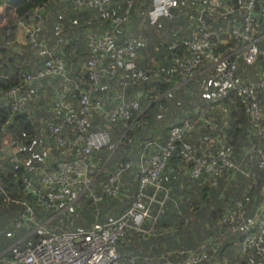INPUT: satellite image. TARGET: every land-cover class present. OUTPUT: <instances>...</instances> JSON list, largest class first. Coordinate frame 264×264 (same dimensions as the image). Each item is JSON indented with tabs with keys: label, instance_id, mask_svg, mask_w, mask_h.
<instances>
[{
	"label": "built area",
	"instance_id": "built-area-1",
	"mask_svg": "<svg viewBox=\"0 0 264 264\" xmlns=\"http://www.w3.org/2000/svg\"><path fill=\"white\" fill-rule=\"evenodd\" d=\"M78 5H88L97 10L100 16H110L113 26L121 23L128 12L131 0L120 15H110L105 5L108 0H73ZM258 1L259 6H256ZM178 4V0H150V7L144 18L154 24L160 17L169 14V9ZM41 11L34 6L27 19H20L24 39L43 56L42 62L32 71L21 74V82L11 85L4 92L3 104L10 110H19L29 99L24 85L52 76H64L61 59L47 45L41 33ZM218 16V20L215 17ZM192 36L188 40L187 50L175 54L168 64L155 63L150 72L160 75L164 80L173 76L190 77L195 69L210 66L215 71L216 82L207 92V99L216 100L223 92L234 90L237 100L250 120V126L256 136H261L263 107L259 104L257 92L264 87L262 75L254 80L237 77V69L242 65H251L260 56L264 62V0H206L194 8ZM60 26L57 27L59 34ZM88 55L83 68L89 79L88 86L81 90L76 103H72L67 93L72 95V78L65 77L53 97V119L47 123V148L56 152L53 165L40 160L23 162L24 173L20 175L21 187L34 198V204L21 201V209L13 217L15 227L28 229L29 241L21 246L0 250V264H119L116 249L117 240L127 228L146 233L150 227H144L146 218L153 220L156 214L150 213V203L156 202V213L160 209L168 190L162 182L161 172L171 156H180L186 171L192 177L205 173L211 182L214 176L224 169H239L232 155V146L226 140H220L212 152L195 151V148L182 140L184 134L194 127L193 121L183 119L169 126L162 142L147 141L154 144L152 151L142 147L137 155V186L132 200L117 215L104 220H94L87 227L70 228L62 222H56L63 212L72 206L82 194L98 202L100 196L93 187V179L106 161L95 156L94 152L102 147H113L106 128H93L90 124L92 111H96L107 121L120 120L125 128L132 126L140 109V90L135 89L130 96L123 91L125 81L119 80L121 87L112 93L111 103L105 108L100 97L94 96L99 89L101 72L113 73L117 65L132 69L135 65V49L131 40L116 43L109 32L86 35ZM214 39V40H213ZM60 37L57 36L56 41ZM229 41L226 53L215 49L216 43ZM104 56L111 59L108 69L100 63ZM138 77V74L136 75ZM20 82V81H19ZM73 83V84H72ZM203 113V112H202ZM210 128L214 123L208 120ZM0 140V148H1ZM3 143L20 144L15 138L7 137ZM245 159L256 157L258 164L264 166V149L259 143L249 142L243 146ZM99 161V165L97 164ZM129 161H119L110 170L100 184L102 194L115 195L121 186L122 171ZM246 174L251 175L249 167ZM150 187L148 192L146 189ZM36 207V208H35ZM51 213L37 218L35 211ZM53 219V220H51ZM222 221L228 220V231L238 234V248L241 255L251 253L264 256V202H260L251 212H246L240 201L226 212ZM203 244L199 248L179 247L174 252L165 250L159 257L163 264H203ZM216 246L211 245L214 251ZM150 262L149 259L143 258ZM264 263V259L261 258ZM132 262V257H130Z\"/></svg>",
	"mask_w": 264,
	"mask_h": 264
},
{
	"label": "trees",
	"instance_id": "trees-1",
	"mask_svg": "<svg viewBox=\"0 0 264 264\" xmlns=\"http://www.w3.org/2000/svg\"><path fill=\"white\" fill-rule=\"evenodd\" d=\"M137 1L138 0H131L130 5L128 6V12L126 13L125 19L118 25L113 26L111 24L110 16H104V17L100 16L95 8L85 4L78 5L73 0H0V7H2V16L5 19V23H3L0 26V136L2 134H6L8 135V137L15 138L19 143H23V144L30 143L32 134L33 133H35V135L38 134V128L41 125L39 121L42 120L50 121L53 119L54 116L52 110L53 97L56 94L59 87L61 86V84L63 83L62 81L65 77L72 78L73 82L76 84V87L72 86V91H73L72 95H70V92L67 93V97L70 98V101H72V103H76V99L79 92L85 89L89 84V79L87 77L85 69L83 68L84 61L88 55V46L86 43V37H87L86 35L88 33L101 34L104 32H109L113 35L114 41L116 43H123L125 40H131L133 42L136 56L134 60L135 65L131 70L136 69L135 77L132 80L127 81L126 79L122 78L121 75L117 72V76L119 77L118 79H116L117 81L116 89H118L119 86L121 87L119 80L125 81V84L122 88L125 95L130 96L135 89H139L140 90L139 102L144 97V92H148L151 89H153L156 92L155 95L161 98L164 92L175 90L179 85H182L188 80H191L192 79L191 76H193V74L196 73L200 67L195 69V71L190 77L181 78L179 76H173L168 80H164L160 75H152L150 72V69L153 64L155 63L168 64L175 54L180 55L181 53H184L187 50V43L185 42L184 39L181 40L175 36L176 39L175 41H173L170 44H167L163 48L161 47L162 51H159L160 55L158 56V59L152 60L149 66L145 65L144 67L139 68L138 66L139 62L141 65H143L148 61H151L150 59L151 57L152 58L156 57L154 56L155 52L153 51L152 48H150L151 43L147 44L148 47H145L143 45L144 42H142V44L140 43L141 45L139 46L136 40L129 38L128 35L120 36V37L117 36L118 34L115 33V31L119 26H123L125 28H130L134 26L132 23H130V18L132 14L137 15L141 21H144L149 25L151 24L148 23L144 18L146 10L150 7V0L146 1V5H145L146 8L144 9L143 12H140L135 8ZM54 4H58L60 6L59 8H61L64 11V13H67L64 15L66 16V19L57 21L56 20L57 14H59V12L55 10L56 13L54 14L56 15V19L51 21L55 29L54 34L51 36L52 38L51 43L47 41L45 36H44V40L47 43V45L53 49V52L57 54V56L61 59L64 66V76H52L48 78L39 79L38 81H33L31 85L37 82L40 88H43L42 86H46L43 88L45 92L42 90L33 92L34 93L33 97L31 98L29 97V99L23 104L21 109L10 110L9 108H7V106L3 104L5 90L9 88L11 85L22 83L21 74L32 71L43 60V56L38 55L34 51V49L29 45V43L25 41V39L23 44L19 48L16 46V42L13 38V30L17 25L16 21L20 19L22 20L27 19L31 10H33V7L36 5L39 6L42 14L40 22L42 26L41 33L43 35V31L46 29L49 22L47 16L50 11H53ZM255 4L256 6H259L258 1H255ZM105 7L110 15H120L122 14L123 10L127 7V0H117V3H115V0H108ZM180 7L183 8L184 6L181 5ZM180 7L178 0V4L169 9L170 11L169 15L174 11L176 12L178 11L174 16L178 17L180 20H183V18H185V20H183L184 22H180L178 26L175 28L176 34H180L181 29H183L185 33H188L189 31L192 32L191 29L192 24L190 23V21H188V17L186 16V14L182 12L183 9ZM84 9H90L94 12V15L97 21L100 23L101 28H98L97 25L91 26V18H85V19L79 18L78 20V15H79L78 11L81 12ZM167 16H162V17H167ZM79 21H82L80 25L74 24V23H78ZM103 24L105 25L104 28H103ZM58 26H60L61 28L59 34L57 33ZM76 26L79 27L83 26V31L81 32V34L84 35L83 55L85 56L84 60L78 63L77 69L75 65L72 66L70 62L71 60L70 58L74 56L76 52V48L75 46L72 47V44L74 45L77 44L76 43L78 42L77 38L80 35V33L79 35H77L74 34V32H72L74 29H76ZM57 36L60 37L59 41H56ZM220 44L221 43L215 44L216 50L219 51L222 50L223 47ZM26 49L29 50V52L33 57L36 56L39 59V61L36 62L34 61V59H32L31 62V60L29 59L28 51ZM227 51H228V47H226V52ZM140 56H142V60ZM25 61L27 62L24 63ZM257 61H259L261 64H264L260 56L257 57ZM110 63H111V59L108 56H104L100 63V66L102 68L108 69V65ZM246 66L249 65H242L238 67L237 72L241 68H244ZM120 68L125 69L122 64L117 65L114 69V72ZM125 70L131 71L130 69H125ZM103 71L107 72V70H103ZM104 74L107 73L101 72L99 89H97L94 93V96L96 97H100L98 96V93H100V88H101L100 85L103 80ZM137 74L138 77H136ZM57 78L60 79L59 82ZM49 79L51 80L53 79V81H49ZM242 79H246V78H242ZM249 80H254V79H249ZM55 81H57L58 83L54 84L56 85L55 90L52 91V93H50L53 94V97L49 99L47 96V91L49 90V85L53 84V82L55 83ZM141 82L144 83L140 84ZM29 87L30 85H24L21 88H25V89L27 88L29 92ZM114 90H112V93ZM155 97H153V99L150 100V103L147 105V107L154 108L156 102ZM34 98H38V99H36L35 102L32 103L31 99ZM257 98L259 104L261 105L259 101V92H257ZM205 102H206L205 107H200L197 109L196 112L194 111L195 112L194 119L189 116L187 117V115L181 116L179 120L166 126L165 130H162L161 132L153 135V137H149L147 139L142 140L141 146H139L138 149H135V151L132 153V156H134V166L136 167L137 155L142 147H146L145 149L146 151L147 150L152 151L154 149L153 142H151L150 145H147L146 144L147 141H154L158 143L162 142L165 139L166 132L168 131L169 126H171L176 122H181L183 121V119H190L193 121L194 127L191 131H188L184 134L182 140L192 145L195 148V151L199 154H201L202 152L214 151L220 140L228 141L231 144V146L233 145L232 155L235 161L237 162L239 169L236 170L224 169L222 172L214 176L213 179L214 182L212 183L211 179H209L205 173H202L196 177L190 176L186 171L185 164H183L180 161V156H171L169 160L166 162L164 171L161 172L162 182L163 185L167 187L168 195L164 198V201L157 213H156V208L158 206L157 203L156 202L150 203V213L156 215L153 220H151V218H146L144 220L143 226L148 228L150 227L149 233H144L141 231L133 230L131 228H127L123 236H121L117 240L116 249L119 254V264H163L162 259L159 257V255L164 253L165 250H170L172 251V253H175L174 251L179 247H189L188 241L180 240L176 232L172 228L165 226V223L167 221L164 220L166 205L173 204L174 206H176L179 202V199H177L175 196L172 195V189H177L179 187V183H181L180 180H185L186 183H189L187 189L188 191H195V193L192 192L193 199L187 202V204H189V206L191 205L192 208V212H190L189 218L196 215L195 212L193 211L194 208H196V211H199L200 209H204V206L206 205L212 207V210L208 217L209 227L211 228L208 229L207 232L208 239H203L207 241L201 242V244L204 245L202 258L208 259V260L204 259L203 264H210L212 261L219 260L222 257L221 255L223 254L222 252L223 249L225 248L224 247L225 241L231 238L232 239L234 238L236 241L238 240L239 238L238 234L230 233L228 231L229 221L221 220V217L226 212L234 208V203L236 201H240L244 210L249 213L255 207L258 206V203L264 201V183H261L264 180V166L261 167L258 164L256 157H253L250 160L245 159L243 152V146L245 144L249 142H255L256 144H258L262 142V140H264V130L262 129L261 136L258 137L255 135L253 128L250 126L249 117L244 112L243 107L238 102L237 96L234 90L232 89L223 92L214 101L210 102V100L207 99L205 100ZM215 110L222 111L221 112L222 115L220 116H214L213 114H212L213 116L210 115V113H214ZM144 111L145 108L139 111L137 117L132 122V126L128 128H125L120 120L111 121V122L109 121L111 125H115V128L112 130L106 128L110 135L111 143L113 144L112 141L113 135H118L120 140L117 141L115 145L113 144L114 148L106 147V146L102 147L98 151H95L94 155L97 157L98 153H100V151L101 152L104 151V149L109 150V154H110L111 152L114 151V149H116L117 146L122 145L126 141L134 140L135 139L133 138L134 133L138 132V129L142 127L143 124L142 116L144 114ZM92 112L97 113L96 111H92ZM223 114H226L229 119L228 125L230 126L228 129L227 126L226 128H224L219 124V122L222 120L223 122L228 123V121L226 120L224 121ZM208 120L213 121L214 127L210 128L208 124ZM47 123H46V130H47ZM260 124L264 126V108H263V116L261 118ZM93 128H103V127H93ZM39 133L41 132L39 131ZM204 135H207L208 137L211 136L213 138V140L215 141L214 146H211L210 144L207 146L206 141H204L201 138ZM28 145L31 146V144ZM101 154H103L102 159L108 158L107 161L109 160L110 155H107L108 154L107 152ZM40 158L38 160H40ZM119 161H129L130 163L122 171L120 177L121 186L119 191L115 195L102 194L100 190V184L105 180L107 173L110 170H112L115 164ZM1 163L2 162H0V164ZM105 163L103 164V166L101 167V169L98 171V173L93 179L94 190L100 196L99 201L97 203L92 202L91 198L88 197L86 194L80 195L78 199L80 200L79 203L80 206L83 208V210L86 209L87 223L86 224L79 223L75 225L76 227L73 226L72 228L87 227L94 220H98V221L104 220L105 218L104 214L101 212L102 197L114 198L120 195L121 192L120 190L122 188V182L124 181V176L127 174V172H130V169L132 168L131 160L129 157L112 159V161H110L111 168L109 171L108 169L105 170L104 168ZM3 165L6 166L7 161L4 160ZM8 166L9 168H11L10 170L6 169L8 170V172L0 173V201L2 200V198L9 196L12 199L6 201L7 204L9 203L12 204V202H18V208L15 210L14 213L15 216L17 211L22 207L21 206L22 200L29 201L31 204H34V198L30 193L24 191L21 187L19 178L20 175L24 173L23 167L21 165L11 167V165L9 164ZM246 167L250 168L252 172L251 175L246 174L244 172ZM259 167H261L262 169H260ZM135 172H136V176L134 181L132 182L133 184L132 194L126 198L123 204L114 208L117 214L121 210H123L127 205H129V203L132 200L133 194L135 192V188L137 186V167ZM237 174H243L244 176L247 177L246 178L247 181H245L244 185H242V183H238L236 179ZM222 176L224 177L227 176V177H225L224 181L221 179V182H219ZM101 177H103L101 179L103 181L99 180ZM96 182L98 183V189L95 187ZM182 187L185 188L186 185H182ZM182 187H180L179 189H182ZM211 188L216 189L215 193H213L212 196L209 192ZM146 190L149 192L150 187H147ZM179 191H184V189ZM257 192H260L262 196L259 202H257L258 198H260L259 196H257L258 195ZM211 198H213L212 203H209L208 200ZM192 200H195L196 203H194V201ZM1 202L4 203V205H7L5 201L2 200ZM192 203H194L195 206ZM37 211H35L36 216L38 215ZM39 214L45 215V213H39ZM168 216L169 214L166 213L165 218H168ZM183 224L184 222L181 223V225ZM19 228L24 229L23 227H19ZM207 228H208V224L205 225V229ZM210 231L214 233H212L211 235ZM28 236L29 238H31L32 235L28 234ZM168 238L174 240L175 244L173 246L169 245ZM119 244L121 248H118ZM211 245L216 246L214 251L210 249ZM1 246L2 245H0V250L2 248ZM199 246L197 248H199ZM250 255L253 258H256L259 261L263 262L261 258L264 259V256L261 257L255 253H251ZM130 257H132V262L130 261ZM144 257L146 259H149L150 262L146 263L143 259Z\"/></svg>",
	"mask_w": 264,
	"mask_h": 264
},
{
	"label": "rangeland",
	"instance_id": "rangeland-1",
	"mask_svg": "<svg viewBox=\"0 0 264 264\" xmlns=\"http://www.w3.org/2000/svg\"><path fill=\"white\" fill-rule=\"evenodd\" d=\"M146 1L147 0H138L136 2L135 8L139 10L140 12H143L146 8ZM204 1L206 0H179V7L183 5L182 12L186 14L188 17V21L192 19L194 8L197 6H200ZM115 3H117V0H115ZM60 6L58 4H54L53 11H50L47 18L49 19L48 25L46 29L43 31V36L47 39L49 43H51V36L54 34V25L51 22L52 20L56 19V13L55 10L59 12L57 14V21H61L62 19L65 20L66 16H64L67 13H64V11L59 8ZM170 12V11H169ZM178 12V11H177ZM176 11L172 12L167 17H160L153 25H149L144 21H141L140 18L137 15L132 14L130 18V23H132L134 26L130 28H125L123 26H119L115 33H117V36H127L133 40H136L138 45L140 46L142 42H144V46L148 47L147 44H150V48L153 49L154 56L152 60L158 59V56L160 55L159 51L161 50V47L163 48L167 44L172 43L175 41L176 31L175 28L178 26L180 22H184L185 18L183 20H180L178 17L174 16L177 13ZM181 12V9H180ZM78 20L79 18H91V26L97 25L98 28H101L100 23L97 21L94 12L90 9H84L83 11H78ZM77 19V18H76ZM82 21H79L78 23H74L77 25H80ZM103 24V28H104ZM142 27V28H140ZM261 29H264V24L261 25ZM83 31V26L79 27L76 26V29H74L72 32L74 34L79 35L77 38L78 42L74 45L72 44V47L75 46L76 52L75 55L72 56L70 59V62L73 65H75L77 69V65L79 62H82L84 60L85 56L83 55V44H84V35L81 34ZM138 31V32H137ZM137 32V33H135ZM141 43V44H140ZM29 54V59L32 62V59L34 61L38 62L39 59L36 56H32L28 49H26ZM142 60V56H140ZM155 58V59H154ZM148 61L147 63L141 65L140 62L138 63L139 68L144 67L145 65L149 66L152 62ZM25 61L24 63H26ZM255 65H260V68L264 69V64H261L259 61L255 62ZM246 73H248V76L251 79H256L258 77V74L255 73V70L253 71L252 68H247L244 70ZM117 72L121 75L122 78L126 79L127 81L132 80L135 77L136 69L131 71H126L123 68H120L116 70L113 74L106 72L107 74H104L103 80L101 82L104 85V88H109L111 91L116 89L117 87V81L119 76H117ZM261 75V74H260ZM264 78V73L262 74ZM191 80H188L187 82L183 83L182 85H179L175 90L166 91L163 93L162 97L159 98V96L155 95L156 92L151 89L148 92H144V97L141 99L140 103V111L141 109L145 108L144 114L142 116L143 124L140 129H138V132L134 133V140L132 141H126L122 145L117 146L116 149H114L113 152L109 154V150L104 149V151H100L98 153V156L103 157L101 153H108L109 160L104 165L105 170L108 169V171L111 168L112 159L115 158H121V157H129L131 160V169L130 172H127V174L124 176V181L122 182V188L119 196H116L114 198H107L102 197L101 199V212L104 214V219L110 218L111 216H114L117 214V212L114 210L115 207L120 206L123 204L127 197H129L132 194V182L135 179L136 176V167L134 166V156H132V153L135 151V149H138L139 146L142 144V140L147 139L149 137H153V135L161 132L162 130H165V127L170 125L171 123L177 121L180 119L181 116L187 115V117H192L194 119V113L197 111L200 107H205L207 100V92L214 87L216 79H215V73L213 69H202V66L198 69L196 73L191 76ZM56 79V78H55ZM145 79V78H144ZM58 82L60 81L59 78H57ZM49 81H53V79H49ZM57 81L53 84H57ZM144 82H141L140 84H143ZM156 96V97H155ZM153 97L156 98L155 106L153 107H147V105L150 103V100L153 99ZM160 101V102H159ZM105 108L108 107L107 105H104ZM215 107V106H214ZM203 109V108H201ZM195 111V112H194ZM222 111L215 110L214 113H210V115L214 116H220ZM212 115V116H213ZM224 115V114H223ZM223 119V118H222ZM102 120V121H101ZM101 123V124H98ZM90 124L92 127H103L107 128L109 130H112L115 128V125H111L109 121H107L105 118H103L100 114H97L95 112H92L90 116ZM220 126L226 128V123L222 121L219 122ZM264 130V128H262ZM45 134V135H44ZM114 134V132H113ZM137 134V135H136ZM34 138V139H33ZM50 138L47 134V131H42L39 133V137L35 135V133L32 134L30 143H25V146L27 147L28 144H31L28 149H32V151L27 150L25 153V156L27 157V160H38L40 157L44 158L43 163L52 166L56 154L54 152V149L50 146V148H47V141H49ZM118 135H113V144L117 141H119ZM20 145H23V143H20ZM32 145L34 146L32 148ZM259 148L264 149V140L259 143ZM34 149V150H33ZM97 164L99 165V159ZM243 164V163H241ZM262 169L261 167H259ZM186 177V176H185ZM227 177V176H225ZM225 177L222 176L219 180L221 182V179L224 181ZM103 177H101L99 180H101ZM246 176L243 174H237L236 179L238 183H242V185L245 184ZM103 181V180H101ZM182 185H186L184 191H179L182 189H172V195L175 196L177 199H179V202L176 206L173 204H167L165 208V214H164V220L167 221L165 223V226H168L169 228H172L178 238L182 241H188L189 247L196 249L201 242H205L208 239V229H211L209 227V221L208 217L210 215V212L212 210V207L204 206V209H200L199 211H196V208L193 209L195 212V216L190 217V212H192L191 205L187 204V202L191 201L192 192L195 193V191H188V184L185 180H180ZM264 183V180L263 182ZM237 186V184H236ZM95 187L98 189V183H95ZM221 187V186H220ZM131 189V190H129ZM216 189L211 188L209 191L211 196L213 193H215ZM257 196L259 202L261 200V193L257 192ZM104 196V195H103ZM212 199H209V203H212ZM79 199L70 207H68L63 214L56 219V222H65L63 225H66L67 227H76L75 225L79 223L86 224L87 223V214L86 209L83 210V208L80 206ZM195 202V200H192ZM264 202V201H262ZM192 203L194 206L195 204ZM176 207V208H175ZM177 209V212H176ZM174 210V211H173ZM166 213L169 214L168 218H165ZM179 213V214H178ZM200 221V222H197ZM184 222L183 225L181 223ZM208 224V228L205 229V225ZM72 225V226H71ZM168 229V228H167ZM210 231V234L212 235ZM211 237V236H209ZM169 245L173 246L174 240L168 238ZM207 257V256H206ZM208 260L207 258H203ZM204 263V262H203ZM172 264H177L176 262H172Z\"/></svg>",
	"mask_w": 264,
	"mask_h": 264
},
{
	"label": "crops",
	"instance_id": "crops-1",
	"mask_svg": "<svg viewBox=\"0 0 264 264\" xmlns=\"http://www.w3.org/2000/svg\"><path fill=\"white\" fill-rule=\"evenodd\" d=\"M215 20L216 21L218 20V16L215 17ZM16 22H17V25L13 30V38L16 42V46L19 48L24 42V35L22 32L21 23H19V20ZM3 23H5V19L2 16V7H0V26ZM191 36H192L191 31H189L188 33H185L183 31V29H181L180 34L176 35V37L178 39H181V40L184 39L187 44H188V40ZM228 43H230V42L224 41L220 44L223 47L221 50L222 53H226V47H230L231 43L230 44H228ZM150 59L152 60L153 58L151 57ZM205 68L208 70L213 69L210 66H202V69H205ZM247 68H252L253 71L255 70V73H257L258 75L259 74L262 75L264 73V69L260 68V65H258V67H257V65H255V63H253V65H249V66H246L244 68H241L237 72V77L251 79L248 76V73H246L244 71ZM214 73H215V71H214ZM215 79H216V76H215ZM37 86H38V88H37ZM55 86L56 85H54V84L49 85V90L47 91V96L49 99L53 97V94H50V93H52V91L55 90ZM103 86L104 85L102 84V87L100 88V93H98V96H100L104 105L108 104V106H109L110 102H111L112 91H110V89L107 87L104 88ZM42 87L44 88L46 86H42ZM43 88H40L37 82L33 83L29 87V97L30 98L33 97V95H34L33 92H37L40 90L45 92V90ZM36 99H38V98L31 99L32 103H34ZM259 101L264 108V87L259 90ZM225 120L226 121L229 120L226 114H224V121ZM48 121L49 120L39 121L41 125L38 128V134H39V131L42 132V131L46 130V123ZM225 123H226L227 129H228L230 126V125H228L229 121H228V123L227 122H225ZM262 127H264V126H262ZM38 134H36V136H38ZM0 137H1V142H2L1 148H0V162H2L0 164V173L1 172H8V170L11 169V168H9L8 164L11 165V167L12 166H20V165L22 166L23 162L28 161L27 157L25 156V153L27 152V150L32 151V149H28V147H30L29 145L27 147L25 146V144H23V145L17 144L14 146L8 145V144L3 143V140L7 139L8 135L2 134ZM201 138L204 141H206L207 146L209 144L211 146H214L215 141L213 140V138L211 136L208 137L207 135H204ZM33 147L34 146L32 145V148ZM56 156H57V154H56ZM44 158H42V161L44 160ZM4 160L7 161L6 166L3 165ZM55 160H56V157H55ZM6 169H8V170H6ZM179 187H182V183H179ZM9 199H12V198H10L9 196L2 198V200L5 201V203ZM1 201H0V245H2L1 250L11 249L12 247H14L16 245L21 246V245L27 243V241L30 239L28 236L29 230L28 229H20L19 227H15L12 223L15 210L18 208V202H12V204L6 203L7 205H4V203H2ZM37 213H38L37 218H40L44 215V214L43 215L39 214V213H44V212H40L39 210L37 211ZM46 215L50 216L51 213H45L44 216H46ZM44 216L42 218H44ZM51 220H53V219H51ZM146 233H149V231H147ZM224 247L225 248L223 249V252H222L223 254L221 255L222 257L219 260L212 261L210 264H264L263 262L259 261L258 259L253 258L251 255H244V256L239 255L240 253L238 250V243L234 238L233 239L231 238V239H228L227 241H225ZM118 248H121L120 244L118 245Z\"/></svg>",
	"mask_w": 264,
	"mask_h": 264
}]
</instances>
